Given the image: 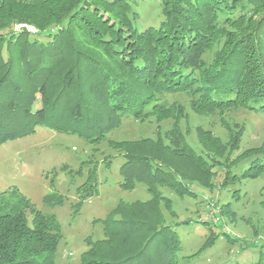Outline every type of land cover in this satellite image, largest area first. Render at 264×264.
Instances as JSON below:
<instances>
[{"label": "trees", "instance_id": "16d2710c", "mask_svg": "<svg viewBox=\"0 0 264 264\" xmlns=\"http://www.w3.org/2000/svg\"><path fill=\"white\" fill-rule=\"evenodd\" d=\"M240 3L165 0L166 19L138 29L121 14L132 11L130 0H0V16L6 20L0 26V144L38 126L94 143L108 139L125 118L175 119L157 138L110 140L124 157L121 188L131 190L144 182L151 198L120 201L102 220L104 237L87 240L80 264H178L181 239L163 220L157 203L165 198L160 187L180 196L191 194L189 182H203L200 171L215 164L187 142L178 123L181 105L169 104L165 95L188 92L200 113L235 106L264 112V0ZM17 6L27 10L17 11ZM34 7L57 27L45 29L31 16ZM246 10L260 16L243 31ZM15 22L34 24L38 30H17ZM223 24L241 31L222 33ZM222 37L229 41L210 68L203 56ZM202 134L212 136L206 130ZM241 137L230 139V147L236 148ZM202 143L207 145L203 138ZM248 150V158L238 157L247 164L233 174L237 180L264 172V143ZM69 172L81 176L83 166ZM76 192L75 213L98 193L95 168ZM18 194L13 189L11 196H1L0 264H57L61 223L26 196L13 201ZM43 200L56 206L65 196L55 191Z\"/></svg>", "mask_w": 264, "mask_h": 264}, {"label": "rangeland", "instance_id": "374dc122", "mask_svg": "<svg viewBox=\"0 0 264 264\" xmlns=\"http://www.w3.org/2000/svg\"><path fill=\"white\" fill-rule=\"evenodd\" d=\"M130 2L132 11H121V14L133 27L145 29L166 19L165 0ZM245 3L248 4V0H241L240 5ZM20 10L27 9L17 6V11ZM29 12L45 29L57 27L49 23L50 18L37 8L29 9ZM242 15L243 26L247 25L243 31L250 29L248 24L260 16L250 10ZM5 24V15L2 14L0 26ZM12 24L17 30H38L36 25L28 22ZM221 27L222 33L241 31L232 24ZM226 39H219L204 54L210 68L217 63V52L221 54L229 41ZM165 99L169 104L174 103V107L181 105L183 114H177L178 123L187 142L215 164L210 171H200L203 182H189L187 187L190 190H187L191 194L180 196L167 186L160 187L165 198L158 199L157 203L163 220L175 227L181 239L178 264H264V172L256 178L243 180L233 176L247 164V160H239L238 157L243 154L248 158V149L264 143V112L235 106L200 113L192 104L193 96L185 91L166 94ZM174 122V118L161 121L155 117L144 120L125 118L108 134V139L94 143L76 134L38 126L29 135L0 144V201L3 199L1 196H11V191L17 189L19 194L11 198L13 201L23 195L38 209L54 214L62 225L57 264H80L82 253L88 248L87 240L104 237L102 220L120 201L151 198L144 182H138L131 190L121 188L120 166L124 157L120 150L110 145V140L157 138V134H165ZM204 130L212 136L202 134ZM239 134H242L241 143L236 148L230 147V139L234 140ZM215 137L220 138L222 146ZM202 138L207 142L206 146ZM80 166H83L81 176L69 172V169ZM90 168H95L97 173L98 193L89 196L75 213L76 187L86 179ZM194 172L196 174L198 170L194 169ZM55 191L64 194L65 201L50 206L43 197ZM28 217L31 222L33 216L30 212Z\"/></svg>", "mask_w": 264, "mask_h": 264}]
</instances>
